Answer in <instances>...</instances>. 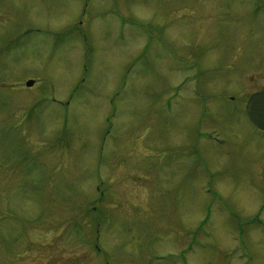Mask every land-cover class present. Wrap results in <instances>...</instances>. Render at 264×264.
Masks as SVG:
<instances>
[{
	"label": "rangeland",
	"instance_id": "obj_1",
	"mask_svg": "<svg viewBox=\"0 0 264 264\" xmlns=\"http://www.w3.org/2000/svg\"><path fill=\"white\" fill-rule=\"evenodd\" d=\"M263 90L264 0H0V264H264Z\"/></svg>",
	"mask_w": 264,
	"mask_h": 264
},
{
	"label": "water",
	"instance_id": "obj_2",
	"mask_svg": "<svg viewBox=\"0 0 264 264\" xmlns=\"http://www.w3.org/2000/svg\"><path fill=\"white\" fill-rule=\"evenodd\" d=\"M34 80L27 82V86H33ZM245 111L250 121L260 130L264 131V90L252 94L245 106Z\"/></svg>",
	"mask_w": 264,
	"mask_h": 264
}]
</instances>
